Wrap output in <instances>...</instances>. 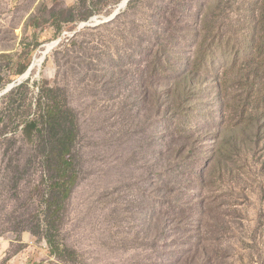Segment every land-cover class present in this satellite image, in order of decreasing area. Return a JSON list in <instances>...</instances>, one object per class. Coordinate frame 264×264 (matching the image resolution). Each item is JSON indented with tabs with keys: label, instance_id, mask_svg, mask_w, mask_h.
Wrapping results in <instances>:
<instances>
[{
	"label": "rangeland",
	"instance_id": "374dc122",
	"mask_svg": "<svg viewBox=\"0 0 264 264\" xmlns=\"http://www.w3.org/2000/svg\"><path fill=\"white\" fill-rule=\"evenodd\" d=\"M121 2L0 0V93L34 65L29 95L0 96V264H264V141L213 169L214 86L197 81L187 105L172 95L204 26L236 37L264 0H131L105 21ZM206 62L222 68L221 50ZM45 83L78 124L59 253L46 238L52 173L23 133Z\"/></svg>",
	"mask_w": 264,
	"mask_h": 264
},
{
	"label": "trees",
	"instance_id": "16d2710c",
	"mask_svg": "<svg viewBox=\"0 0 264 264\" xmlns=\"http://www.w3.org/2000/svg\"><path fill=\"white\" fill-rule=\"evenodd\" d=\"M89 16H82L77 20H71L69 17L65 21L84 20ZM252 16L253 23L249 29L238 32L236 37L230 39L225 35L223 37L215 26L205 25L203 39L190 63L189 71L184 73L172 88L176 103L182 106L188 104L184 99L185 94L196 92L197 81H209L214 86L222 109L219 129L220 153L214 160L213 169L219 166L230 171L232 167L223 161V157L232 161L236 153L250 158L251 151L259 149L264 141V2L258 13ZM205 21L207 23V18ZM217 49L221 50L223 57V65L219 69L215 67V62H206ZM26 67L20 72L23 73ZM203 69L211 77L204 75L205 77L200 79ZM46 83L39 87L36 111L32 118L27 117L25 120L23 133L29 140H38L40 151L52 173L50 178L54 194L47 205L50 221L46 223V238L53 252L59 253L62 245L53 230H58V212L76 184L73 146L78 124L75 113L61 101L58 91ZM19 90H23L27 95L31 93L26 81L12 89L10 97ZM15 101L12 97L9 103L10 113L15 111L16 107H12ZM1 117L0 113V124Z\"/></svg>",
	"mask_w": 264,
	"mask_h": 264
},
{
	"label": "water",
	"instance_id": "95a60500",
	"mask_svg": "<svg viewBox=\"0 0 264 264\" xmlns=\"http://www.w3.org/2000/svg\"><path fill=\"white\" fill-rule=\"evenodd\" d=\"M130 1H131V0H127V2L125 3V5H123V6L119 5L118 8L115 10V12H114L111 16H109V17H107V18H104V20H105V21H110V20H112L113 18H115V17L121 12L122 9H125V8L127 7L128 3H129ZM51 49H52V48H51ZM51 49H50V50H51ZM50 50H48V51L44 54V58H43V60L45 59L47 53H48ZM33 68H34V65H33V63H32V65L29 67V69L27 70V72L21 77V79H19L18 81L14 82V83H12V84H10V85H8V87H7L2 93H0V96L3 95V94L8 93L9 91H11V90H12L14 87H16L17 85H20V84L23 82L24 79H26V78H28V77L30 76V74L32 73Z\"/></svg>",
	"mask_w": 264,
	"mask_h": 264
},
{
	"label": "bare ground",
	"instance_id": "6f19581e",
	"mask_svg": "<svg viewBox=\"0 0 264 264\" xmlns=\"http://www.w3.org/2000/svg\"><path fill=\"white\" fill-rule=\"evenodd\" d=\"M126 2H127V0H123V1L120 3V5L123 6V5H125ZM50 48H51V45L48 47V50H50ZM48 50H47V51H48ZM45 53H46V52H45ZM45 53H44V54H45ZM43 58H44V55H43ZM39 61H40V60H39ZM41 62H42V61H41Z\"/></svg>",
	"mask_w": 264,
	"mask_h": 264
}]
</instances>
